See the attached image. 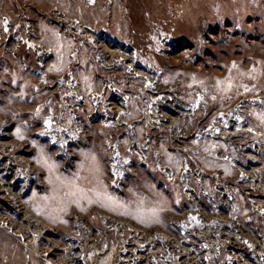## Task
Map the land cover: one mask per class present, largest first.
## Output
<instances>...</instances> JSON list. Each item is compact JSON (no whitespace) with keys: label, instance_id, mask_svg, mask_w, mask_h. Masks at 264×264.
I'll list each match as a JSON object with an SVG mask.
<instances>
[{"label":"rangeland","instance_id":"obj_1","mask_svg":"<svg viewBox=\"0 0 264 264\" xmlns=\"http://www.w3.org/2000/svg\"><path fill=\"white\" fill-rule=\"evenodd\" d=\"M0 181V264H264V0H0Z\"/></svg>","mask_w":264,"mask_h":264},{"label":"bare ground","instance_id":"obj_2","mask_svg":"<svg viewBox=\"0 0 264 264\" xmlns=\"http://www.w3.org/2000/svg\"><path fill=\"white\" fill-rule=\"evenodd\" d=\"M89 5H93V3L92 2H90L89 1ZM59 14H61V13H59ZM60 18L62 19V20H64V21H67V22H69L73 27H76V28H79L80 30H81V34L83 35V36H86V37H88L92 42H95V40H96V38H95V36H94V31L92 30V29H90V28H88V27H83L82 25H80V23H79V21L78 20H76V19H70V20H68V19H65V17H63V15H60ZM4 27H5V32H7V33H9L10 32V29H9V27H8V23H5L4 22ZM102 33H105V31H103ZM29 35H30V33L28 34V37H29ZM98 43V42H97ZM27 44L29 45V47L30 48H32V49H34L35 51L36 50H40L39 51V54L40 55H44L45 57H48L49 55H50V51L48 50V49H46L45 47H43L41 44H37V43H35V42H33V41H31L30 39H27ZM116 51V50H115ZM102 53V52H101ZM116 54H117V51H116ZM116 54H114V55H116ZM113 55V54H112ZM121 55V54H120ZM131 56V55H130ZM133 56V55H132ZM119 56H117L115 59H117V60H120V61H124V60H126V58L125 59H123V58H118ZM126 57H127V55H126ZM128 58V57H127ZM119 62V61H118ZM42 62H40L39 63V65L41 66V67H43V64H41ZM133 68V67H132ZM135 70V69H134ZM140 73V72H139ZM143 74V73H142ZM138 75V74H137ZM148 78V77H147ZM73 80V79H72ZM152 83V82H151ZM148 84V83H147ZM69 87H73L72 85H71V83L70 84H67ZM68 87V88H69ZM68 97H76V94L71 90V93L69 94V95H67ZM92 97H93V99H97L98 98V94H93L92 95ZM202 97V96H201ZM77 98V97H76ZM200 99V98H199ZM97 101V100H96ZM204 101V100H203ZM112 105V104H111ZM112 107V106H111ZM115 108H117V109H119L120 107H115ZM114 108V109H115ZM117 109H115L116 111H117ZM121 110V109H120ZM112 111V110H111ZM104 116V115H103ZM102 117V116H101ZM50 117H48L47 116V118H45V121L47 120V121H49V123H45V127H47L48 129H51V127H50V125L52 124V122H51V120L49 119ZM76 119H77V116L76 115H74L73 116V120L74 121H76ZM108 118L107 117H102V120H103V123L104 124H106V125H108V124H110L111 123V121H108L107 120ZM107 120V121H106ZM106 121V122H105ZM75 124V123H74ZM44 127V128H45ZM158 155L156 156V163L158 164V168H162L161 166H160V164H159V160H158ZM163 168H165L166 169V172H167V170H168V167H163ZM169 171V170H168ZM168 173H170V172H168ZM10 188V187H9ZM6 185H5V183H3L2 181H0V190H1V192L2 191H5V195L7 196V198H8V200L9 201H12L13 203H14V205H15V207L16 208H18V210L20 211V213L23 215V217L25 218V217H30V219H31V221L35 224V225H41L42 226V228H43V230L44 231H50L51 230V227L50 226H48L47 224H45L44 223V221H41L39 218H37V217H35V215L31 212V211H29V210H24V207L22 206V204L20 203V200L18 199V197L17 196H15V195H13V194H11L10 193V189H9ZM2 199V198H1ZM5 199V198H4ZM13 206V205H12ZM23 207V208H22ZM22 217V218H23ZM9 223H7V225H6V227H8V229H11L12 231H10V232H12L13 234H15L16 236H19V237H22L23 238V240H25V238H24V235L23 234H19V231L18 230H16L13 226L12 227H10L9 225H8ZM133 228V227H132ZM14 229H15V231H14ZM138 230V229H137ZM140 235V234H139ZM80 239V238H79ZM23 244H27V242H25L24 241V243ZM57 247V246H56ZM75 247H72V246H68V247H64V250H66V259H68V260H74V259H76V258H79V256L78 255H74V254H72V253H70V251L71 250H73ZM69 249V250H68ZM46 254L47 255H50L49 254V252H46ZM45 254V255H46ZM49 259V258H48ZM51 259V258H50ZM49 259V260H50ZM50 264H55V262H53V261H51L50 262Z\"/></svg>","mask_w":264,"mask_h":264},{"label":"built area","instance_id":"obj_3","mask_svg":"<svg viewBox=\"0 0 264 264\" xmlns=\"http://www.w3.org/2000/svg\"><path fill=\"white\" fill-rule=\"evenodd\" d=\"M161 167H162V166H161ZM163 167H167V166H163ZM163 167H162L161 169H162L164 172H166V169L163 168ZM168 170H169V171H168ZM168 170H167L166 173H167L168 175H171V174H172V171H171V169H170L169 167H168ZM168 172H170V173H168Z\"/></svg>","mask_w":264,"mask_h":264},{"label":"snow or ice","instance_id":"obj_4","mask_svg":"<svg viewBox=\"0 0 264 264\" xmlns=\"http://www.w3.org/2000/svg\"><path fill=\"white\" fill-rule=\"evenodd\" d=\"M5 23H7V21H5ZM253 70H255V69H253ZM218 83H220V82L218 81ZM230 83L231 82L229 81V86H230ZM45 123L47 124V123H49V121L46 120Z\"/></svg>","mask_w":264,"mask_h":264}]
</instances>
